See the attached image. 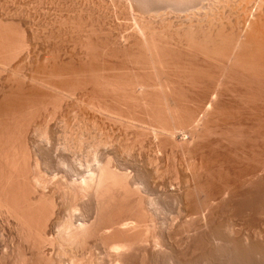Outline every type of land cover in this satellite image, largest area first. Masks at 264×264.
Listing matches in <instances>:
<instances>
[{
  "label": "bare ground",
  "instance_id": "bare-ground-1",
  "mask_svg": "<svg viewBox=\"0 0 264 264\" xmlns=\"http://www.w3.org/2000/svg\"><path fill=\"white\" fill-rule=\"evenodd\" d=\"M63 1L0 4L1 261L208 264L264 222V0Z\"/></svg>",
  "mask_w": 264,
  "mask_h": 264
},
{
  "label": "rangeland",
  "instance_id": "rangeland-1",
  "mask_svg": "<svg viewBox=\"0 0 264 264\" xmlns=\"http://www.w3.org/2000/svg\"><path fill=\"white\" fill-rule=\"evenodd\" d=\"M0 1H2V0H0ZM6 1H8V0H6ZM12 1H13V2H12ZM37 1H38V0H36V1H35V0H30V2H34V3H32L34 7H35V5H36V7H37L38 4H37V3L35 4V2H37ZM41 1H42V2H41ZM48 1H49V0H47V1H46V0H45V1H44V0H40V2L43 3L42 6H44V2L47 3ZM55 1H57V0H55ZM55 1L52 0V1H49V2H51L52 5H53L54 7H56V6H58V5H55V3H54ZM67 1L70 2V1H72V0H67ZM67 1H65V0L63 1V4H65V5H63V6H64L65 10L68 11V9H69V11H70V10H71L70 8L72 7V5L74 6L75 3L77 4L78 1H79V3H80L81 0H75V3H74V1H73L74 4L71 3V5H70ZM76 1H77V2H76ZM82 1H83V0H82ZM84 1H87V0H84ZM90 1H91V4H93L94 2H95V3L97 2V0H95V1H93V2H92V0H90ZM90 1L88 0V2H90ZM98 1H100V2H99V3L97 2L96 5H97L99 8H101V10H103V8H104V6H105V8H104V10H103L102 12H108L109 10L111 11V9H113V10L117 9V6L115 5V2H113L112 0H111V1H112V3H114V4H112V3L110 4V2H111L110 0H109V1H108V0H105V1L98 0ZM106 1H107V4H106ZM4 2H5V1H4ZM4 2H2V3H4ZM19 2H21V5H22V6H23V5H26V10H27V11H30V10L32 9V8H31V7H32V4H31L30 6H29V5L27 6V4H24V1H23V0H22V1H21V0H20V1H19V0H11V1L5 3L4 6L2 5V3H0V4L2 5V8L4 7L3 9H5V5H6V4H7L6 6H8L10 9H11V8H12V9H13V8L15 9V7H16V8L19 7V6H18V5L20 4ZM25 2L27 3V2H29V1L26 0ZM38 2H39V1H38ZM40 2H39V5H38V6L42 8V6H40V4H41ZM9 3H10V4H9ZM18 3H19V4H18ZM53 3H54V4H53ZM79 3H78V4H79ZM83 3H85V2H83ZM83 3H80V5H82ZM100 3H101V4L103 3V4L101 5ZM104 3H105V4H104ZM108 3H109V5H108ZM15 4H16V6H13V5H15ZM17 4H18V5H17ZM28 4H29V3H28ZM34 4H35V5H34ZM56 4H57V2H56ZM66 4H67V5H66ZM76 4H75V6H76ZM46 5H51V4H50V3L45 4V6H44L45 9H47V8L49 7V6L46 7ZM68 5L71 6V7L68 8V7H69ZM93 5H94V4H93ZM106 5H107V6H106ZM113 5H114V6H113ZM22 6H21V7H22ZM53 6H52V9H51V10H50V7H51V6H50L48 9H49L50 11H52V10L54 9ZM63 6H60V8L62 9ZM67 6H68V7H67ZM78 6H79V5H78ZM100 6H101V7H100ZM111 6H113V7H111ZM8 7H6V9H9ZM34 7H33V9H34ZM39 7H38V8H39ZM66 7H67V8H66ZM102 7H103V8H102ZM107 7H108L109 9H108ZM27 8H28V9H27ZM29 8H30V10H29ZM38 8H37V9H38ZM60 8H58V10H59ZM64 8H63V9H64ZM110 8H111V9H110ZM3 9L1 10V7H0V11H1V12L4 11ZM10 9H9V10H10ZM12 9H11V10H12ZM14 9H13V10H14ZM22 9H23V11H25V7H22ZM48 9H47V11H48ZM61 9H60V10H61ZM63 9H62L61 11H64ZM107 9H108V10H107ZM11 10H10V11H11ZM13 10H12V12H13ZM34 10H36V9H34ZM54 10H55V9H54ZM54 10L52 11V13L54 12ZM106 10H107V11H106ZM5 11H6V10H5ZM7 11H8V10H7ZM7 11H6V13L9 12V11H8V12H7ZM14 11H16V10H14ZM43 11H44V10H43ZM50 11H48V12H49V15H51V16H52V15L55 16V14H56V15L60 14L59 11L56 12V13H53V14H52ZM55 11H57V7H56V10H55ZM67 11H66V12H67ZM69 11H68V12H69ZM110 11H109V12H110ZM115 11H117V10H115ZM115 11H114V12H115ZM1 12H0V13H1ZM25 12H26V11H25ZM112 12H113V11H112ZM50 13H51V14H50ZM63 13H65V12H63ZM43 14L46 15V11L43 12ZM67 14H68V13H67ZM110 14H111V12H110ZM54 16H52V17H54ZM42 17H43V15L41 16V18H42ZM111 18H112V17H111ZM42 19H43V18H42ZM112 19H113V18H112ZM112 19H111V20H112ZM117 61H118V60H117ZM122 61H123V60H122ZM122 61H120V63H119V61L117 62L118 64H120L119 67H121V68H122V65H124V64H121ZM116 126H117V125H116ZM114 127H115V125H114ZM116 128H117V129H116ZM114 129H116V130L113 131L114 134H115V138H114V139H116V137H118V139H119V136H122L123 134L126 135V131H124L123 129H121V127L119 128V126H117V127H115ZM117 130H118L119 132H122V131H123V132H122L121 134H119ZM130 134H133V133L130 132L129 135H130ZM125 135H123V137H124ZM129 135H127V136H128V137H126L127 139L129 138ZM130 136H131V135H130ZM132 137H134V136L132 135ZM132 137H131L130 140H132V139L135 138V137H134V138H132ZM118 139H116V141H117ZM127 139H126V141H129V139H128V140H127ZM132 141H133V140H132ZM132 141H131V142H132ZM134 141H135V140H134ZM131 142H130V143H131ZM128 143H129V142H128ZM145 143L148 144V142H145ZM145 143H144V144H145ZM135 144H139V143L135 142ZM140 144H141V143H140ZM140 144H139V145H140ZM146 144H145V145H146ZM142 145H143V144H142ZM146 146L148 147V145H146ZM133 147H134V149H139V148L141 149V146H137V145L134 146V145H133ZM133 147H132V149H133ZM136 147H137V148H136ZM143 148H144V147H142V150H144L143 152H144L145 154H146V153L148 154V152L151 153L152 150H153L151 147H148V149L150 148V150H149L148 152H146L145 149H147V148H144V149H143ZM134 149H133V150H134ZM140 149H139V150H135L137 153L134 151V154H133V153H132V154H133V155L140 154V155L142 156V154H141V151H142V150H140ZM151 149H152V150H151ZM139 151H140V153H139ZM143 152H142V153H143ZM144 153H143V155H145ZM147 154H146V155H147ZM227 212H228V211H227ZM227 212L225 213V216H224L225 223H230V221H233V222H234V220H233V218H232V215H231V212H230V211L228 212V213H230V214H228ZM226 214H227V216H226ZM229 215H230V218H232V219L229 218ZM0 216H1V215H0ZM227 218L230 219V221H229ZM262 218H264V214L262 215ZM226 219H227L229 222L226 221ZM238 219H239V218H238ZM238 219H237V221L234 222V223L237 222V223H236L237 225H238V223H239ZM235 220H236V218H235ZM260 220H261V218H260ZM242 221H243V223L245 222V224L248 223L247 226H249V227H252L253 223H256L257 226H260V225L262 224V229L264 230V225H263L264 222L261 223L262 220L260 221V223H257L256 221H254V222L252 221L253 223H250V220L248 221L247 218L244 219V220L242 219ZM240 223L243 224L242 222H240ZM0 224H1V225H0V231H2V232L0 233V240L2 239V240L0 241V243H1V244H4V245L8 244L7 247H9L10 250H11V246H9V244L11 245L12 241H11V242H9V241H10L11 239H13L12 236L15 235V233H14V229H11V228H10L11 226L8 225V223L6 222V220H5L4 217H0ZM3 224H4V225H3ZM241 224H240V225H241ZM259 224H260V225H259ZM240 225L237 226L238 229L236 228V226L234 227V228L236 229V232H234V235H233L232 228H231V230H229L230 228H228V232L231 231V233H228V232H227V227H226V229H225V231H226L225 234H229V236H231L230 234H232L233 236H236V235L238 234V237L236 236V238H239V236H241V237H242V240L245 239L243 242H242V240H241V242H242L241 244L243 245V243H245V247L248 245V242H252V240L250 241V239H253V238H254V237H253V236H254L253 234H254L255 232H257L256 235H257L258 232H259L260 235H257V236H261V232L263 231L262 229H260V227H258V228H259V231H258V229H256V226H255L254 229H253V227L250 228V229H251V230H250V229H248V227H247L246 225H245L246 227H244V224L241 225V226H240ZM242 226H243L244 228L239 230V228H240V227L242 228ZM3 227H5L6 229L3 228ZM7 227H8V228H7ZM245 228H247L248 230H247V229L245 230ZM8 229H9V230H8ZM235 229H234V231H235ZM238 230H239L242 234L247 235L248 237H249L250 235H252V236H250L251 238L249 237L248 242L246 241V238H244V235H242V234L240 235V233L238 232ZM252 230H253V232H254L253 234H252V232H251ZM255 230H257V231H255ZM261 230H262V231H261ZM242 231H243V232H242ZM245 231H246V232H245ZM247 231H248V232H247ZM260 231H261V232H260ZM2 233H3V234H2ZM235 233H236V234H235ZM246 233H247V234H246ZM248 233H250V235H249ZM263 233H264V231H263ZM263 233H262V234H263ZM225 234H224V236H225ZM263 235H264V234H263ZM263 235H262V236H263ZM5 236H6V237H5ZM233 236L228 237V236L226 235L225 237H228V238H225V237H224L223 246H222L223 248L220 249V252L214 250L213 253L210 254L211 256H213V258L210 256L212 259L209 260V263H208V264H237L238 262H239L238 264H245V263H246V264H257V263H258V264H264V254L261 252V250L256 252V251L254 250V248L252 247V245H254V243H255V245H256V243H257V244H259V243H260V244H264V240H263L264 238H263V237H261V238H262V241H261V238H259V237L256 236L255 239H256L257 242H256V241H253V242H254L253 244H250V243H249V244L251 245V246L248 245V246H250V247H249L250 249H249L248 247H247V248L244 247V249H245V250H244V249H242L244 245H243V246L241 245L242 248L240 249V247H237V245L233 244V243H237V242H238V241L236 242L235 237H234L233 240H232V237H233ZM229 238H231V239H229ZM243 238H244V239H243ZM257 238H259V239H257ZM8 239H9V240H8ZM240 239H241V238H239V239H237V240L240 241ZM7 240H8V241H7ZM230 240H232V241H231V244H230ZM233 241H234V242H233ZM6 242H8V243H6ZM258 242H259V243H258ZM5 243H6V244H5ZM246 243H247V244H246ZM229 244H230V246H229ZM237 244H238V246H240V245H239L240 242H238ZM260 244H259V245H260ZM226 246H227V247H226ZM257 246H258V245H257ZM225 247H226V249H225ZM229 247H230V250H229ZM232 247H233V248H232ZM251 247L253 248V251H255V252L251 251V250H252ZM255 247H256V246H255ZM231 248H232V249H231ZM258 248H259V247H258ZM258 248H256V250L262 249V248H264V247H263V245H262V246H260L259 249H258ZM248 249H249V250H248ZM262 250H263V252H264V249H262ZM226 251H227V252H226ZM228 251H229V253H228ZM237 251H238V253H239V252H240V253L237 254ZM231 252H232V253H231ZM241 252H242V253H241ZM260 252H261V254H263V256H262L261 254H259ZM227 253H228V254H227ZM245 253H246V255H245ZM236 254H237L238 256H237ZM243 254H244V255H243ZM258 254H259V255H258ZM242 255H243V256H242ZM18 256H19V255H16V257H15V254H14V256H13L14 260H13L12 256L7 257L4 261H3V260L1 261V259H0V264H6V263H7V264H21V262H23L22 259H24V258L21 259L20 256H19V257H18ZM214 256H215V257H214ZM241 256L244 258V260H243V258H242ZM248 256H249V257H248ZM260 256H261V257H260ZM238 257H239V258H238ZM240 257L242 258V260H240V259H241ZM245 257H246V258H245ZM247 257H248V258H247ZM8 258H9V259H8ZM10 258H11V259H10ZM236 258H237V259H236ZM16 259H18V260L16 261ZM213 259H214V260H213ZM11 260H12V261H11ZM19 260H20V261H19ZM21 260H22V261H21ZM25 260H26V259H25ZM25 260H24L23 263L26 264ZM218 260H219V261H218ZM29 261H30V260H27V264H28ZM213 261H214V262H213ZM235 261H236V262H235ZM242 261H245V262L242 263ZM14 262H15V263H14ZM16 262H17V263H16ZM18 262H19V263H18ZM217 262H218V263H217ZM219 262H221V263H219ZM229 262H231V263H229ZM30 263L34 264V262H29V264H30ZM35 264H36V263H35Z\"/></svg>",
  "mask_w": 264,
  "mask_h": 264
}]
</instances>
